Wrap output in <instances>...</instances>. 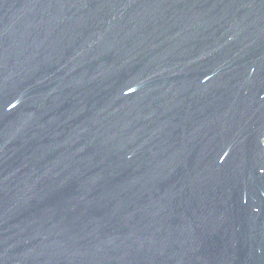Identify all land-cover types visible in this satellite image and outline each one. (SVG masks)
I'll return each instance as SVG.
<instances>
[{
  "label": "water",
  "instance_id": "95a60500",
  "mask_svg": "<svg viewBox=\"0 0 264 264\" xmlns=\"http://www.w3.org/2000/svg\"><path fill=\"white\" fill-rule=\"evenodd\" d=\"M0 264H264V0H0Z\"/></svg>",
  "mask_w": 264,
  "mask_h": 264
}]
</instances>
